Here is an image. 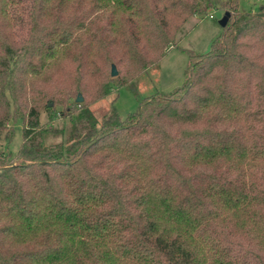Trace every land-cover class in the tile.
<instances>
[{
  "label": "trees",
  "instance_id": "obj_1",
  "mask_svg": "<svg viewBox=\"0 0 264 264\" xmlns=\"http://www.w3.org/2000/svg\"><path fill=\"white\" fill-rule=\"evenodd\" d=\"M238 1L181 87L101 121L220 0H0V264H264V7Z\"/></svg>",
  "mask_w": 264,
  "mask_h": 264
},
{
  "label": "rangeland",
  "instance_id": "obj_2",
  "mask_svg": "<svg viewBox=\"0 0 264 264\" xmlns=\"http://www.w3.org/2000/svg\"><path fill=\"white\" fill-rule=\"evenodd\" d=\"M226 2L227 0H220L217 5L207 11L204 17L191 19L192 22H195L190 24V28L178 45L176 47L171 46L166 51L164 58L152 68L150 67L147 72L135 78L130 77L129 81L131 83L126 85V87L118 88L117 83L111 84V94L107 98L98 100L91 105L93 111H95V116L102 121L109 111V104H112L114 98L118 97L114 103L115 108L121 118L126 119L137 110L139 103L144 98L157 93H171L181 87L190 68V54L208 53L211 50L214 38L222 32L219 22L226 12H229ZM238 4L239 11L242 13H257L264 7L263 0H239ZM113 65L116 66V64ZM111 66L110 70L112 69ZM116 68L119 74V69L121 68L117 66ZM131 84H133L132 87ZM77 98V96L73 97L69 103L76 101ZM7 125V130L0 135V154L17 156L23 142L22 122L18 121L14 124L9 122ZM40 126L44 128L51 126L55 130L61 131L70 126L69 117L51 119L46 109H42ZM13 128L14 134L9 142V136L12 134ZM46 138L47 144L58 143L62 140V134L60 132L56 134L49 133Z\"/></svg>",
  "mask_w": 264,
  "mask_h": 264
},
{
  "label": "water",
  "instance_id": "obj_3",
  "mask_svg": "<svg viewBox=\"0 0 264 264\" xmlns=\"http://www.w3.org/2000/svg\"><path fill=\"white\" fill-rule=\"evenodd\" d=\"M231 14L229 12H226L225 16L220 20V25L222 28H225L228 24ZM118 75V71L115 65H112V76L116 77ZM78 102H82L83 98L81 96L77 99Z\"/></svg>",
  "mask_w": 264,
  "mask_h": 264
},
{
  "label": "built area",
  "instance_id": "obj_4",
  "mask_svg": "<svg viewBox=\"0 0 264 264\" xmlns=\"http://www.w3.org/2000/svg\"><path fill=\"white\" fill-rule=\"evenodd\" d=\"M211 18H213V16H211Z\"/></svg>",
  "mask_w": 264,
  "mask_h": 264
}]
</instances>
